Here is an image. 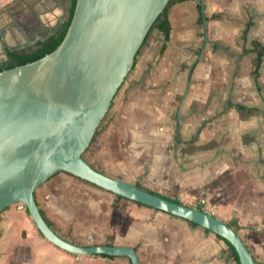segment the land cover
I'll return each mask as SVG.
<instances>
[{"label":"crops","instance_id":"crops-1","mask_svg":"<svg viewBox=\"0 0 264 264\" xmlns=\"http://www.w3.org/2000/svg\"><path fill=\"white\" fill-rule=\"evenodd\" d=\"M245 1L256 8L254 13L240 12ZM70 2L0 0V61L7 60V51L54 34ZM228 16L242 24L230 23ZM169 21L168 40L159 30L149 35L86 161L125 182L110 172H132L137 178L153 163L148 168L161 188L181 202L202 199L210 214L236 223L256 264H264V0H187L170 8ZM227 83L232 95H225ZM216 103L223 105L221 111L213 108ZM168 146L172 150L164 157L162 149ZM35 196L52 229L56 224L65 236L54 231L74 244L130 247L139 264H239L214 233L67 173L52 177ZM0 264L131 261L62 251L15 205L0 215Z\"/></svg>","mask_w":264,"mask_h":264},{"label":"water","instance_id":"water-1","mask_svg":"<svg viewBox=\"0 0 264 264\" xmlns=\"http://www.w3.org/2000/svg\"><path fill=\"white\" fill-rule=\"evenodd\" d=\"M170 1L77 0L68 32L55 51L0 72V215L20 205L39 233L62 251L85 257H126L131 264H139L133 248L80 246L49 226L35 192L55 175L67 173L117 197L200 226L229 243L239 264H256L238 232L216 216L113 178L84 158Z\"/></svg>","mask_w":264,"mask_h":264},{"label":"trees","instance_id":"trees-1","mask_svg":"<svg viewBox=\"0 0 264 264\" xmlns=\"http://www.w3.org/2000/svg\"><path fill=\"white\" fill-rule=\"evenodd\" d=\"M184 1H187V0H171L170 1L168 6L165 8L164 12L158 17V19L154 23L151 31L149 32V34L147 36V39L153 30H159V31L163 32V34L165 35V39L168 40L170 32H171V24L169 21V10L171 7H173L177 3H181ZM76 3H77V0H71L70 7H69V10L67 12V15H66L64 22L61 24V26L56 30V32L53 35L47 37L46 39L39 40L35 44H33L27 48L7 51V60L4 63L0 64V72H2L4 70L13 69L17 66H23L25 64L38 61V60L44 58L46 55L51 54L53 51H55L57 49V47H59V45L63 42V40H64V38L68 32V29L71 25V22H72V19L74 16ZM147 39L145 40L142 48L145 46ZM262 57H263V51L261 50L258 53V64H257L258 67H260V65H261ZM230 106H233V105L231 104ZM96 136H98V131L96 132V134L94 136L93 142L96 139ZM137 186L146 192L160 196V197H162L168 201L183 205V203L176 198L164 196V195H162L156 191L150 190V189H148L144 186H141V185H137ZM196 209H198L200 211H204V206L198 205ZM47 223L49 224L50 227H52V225L48 221H47ZM229 226H231L235 230L237 229L236 223L231 224ZM227 244L229 245L235 259L239 262V258L237 256L236 251L234 250V248L229 243H227Z\"/></svg>","mask_w":264,"mask_h":264},{"label":"rangeland","instance_id":"rangeland-1","mask_svg":"<svg viewBox=\"0 0 264 264\" xmlns=\"http://www.w3.org/2000/svg\"><path fill=\"white\" fill-rule=\"evenodd\" d=\"M229 2H230V0H228ZM234 1V0H233ZM248 1H250V0H248ZM245 4H243V7L240 9V12H245V11H247V12H251V13H254L256 10V8L252 5V4H250V3H248L247 1H245L244 2ZM228 20L230 21V23H234L236 26H238L239 27V25H237V24H242V23H240L241 21L238 19V18H235V17H233V16H228ZM240 21V22H239ZM232 26V25H231ZM154 31V30H153ZM151 34V33H150ZM34 40V39H33ZM34 42V41H33ZM142 49H144V47L142 48ZM141 49V50H142ZM140 50V51H141ZM222 54H224V55H226V56H228V58H231V59H234V55H233V53H230V52H226V53H222ZM137 56H139V55H137ZM243 58V57H242ZM242 58H240V60L243 62L244 61V59H242ZM246 58H249V57H246ZM247 61L249 62V59H247ZM216 72L217 71H215V74H216ZM130 75V74H129ZM230 75H232V72H231V74ZM129 77V76H128ZM127 77V78H128ZM218 73H217V76H215V78H214V80H216V81H218ZM231 79V81L233 80L232 78H230ZM230 79H229V82H230ZM219 80H221L222 81V79L221 78H219ZM231 83H227L226 85H224L223 87V89H224V92H225V95H228V93H231V94H229V95H232L233 94V92H232V86L230 85ZM219 86V88H222V86L221 85H218ZM217 86V87H218ZM216 87V88H217ZM216 88L214 89V92H213V94L214 95H217L218 94V92H217V90H216ZM230 90V91H229ZM197 109H203L201 106H195ZM213 108H218L220 111L223 109V105H221V103H220V105H217V103L213 106ZM107 120H108V116L106 115V117L104 118V120L102 121V123H101V125H100V127H99V129H98V136H96V139L94 140V142L96 141V140H98V137H99V135H100V131L102 132L103 130H102V127H104V125H105V123L107 122ZM227 135V134H226ZM93 142V143H94ZM92 143V144H93ZM90 148H91V146H90ZM88 149L87 150V152L84 154V158L86 159V160H88V161H90L91 160V155H90V152H91V149ZM171 150H172V148L170 147V146H168V147H166V148H164V149H162V151H163V153H164V157H168L169 155H170V152H171ZM166 163H165V165H166V169L168 170V169H171L172 168V164H171V162H170V159H167L166 161H165ZM97 165V164H96ZM98 166V165H97ZM153 166H154V164L153 163H151V164H148V166H147V168H146V171H145V173L143 174V176H141V175H138L137 176V178L136 177H134V174L132 173V172H126V173H122L121 171H112V172H110V174H112V175H116V176H123L124 178H126V180L128 181V182H130L131 184H140L141 186H144V187H146V188H148V189H150V190H153V191H156V192H158V193H160V194H162V195H164V196H167V197H172V198H177L175 195H173V194H171L169 191H168V189H164V188H161L160 186H159V182L157 181V179H156V177H155V175L153 176V172L152 171H150L149 170V168L148 167H152L153 168ZM111 168H113V167H115L114 165H111L110 166ZM104 170V169H103ZM105 171V170H104ZM170 171V170H169ZM106 173H107V171H105ZM109 174V173H108ZM181 200H182V202L184 203V205H187V206H191V207H193V208H197V206L198 205H203L204 206V210H206L207 212H209V213H212V211L210 210V209H208L207 208V206H206V204L203 202V200L202 199H197V200H194V199H187V198H180ZM213 214V213H212ZM54 230H56V231H58V232H60L62 235H64L63 234V229H61V228H59V227H57V225L56 224H54ZM65 236V235H64Z\"/></svg>","mask_w":264,"mask_h":264},{"label":"flooded vegetation","instance_id":"flooded-vegetation-1","mask_svg":"<svg viewBox=\"0 0 264 264\" xmlns=\"http://www.w3.org/2000/svg\"><path fill=\"white\" fill-rule=\"evenodd\" d=\"M27 48V47H26ZM2 64V63H1Z\"/></svg>","mask_w":264,"mask_h":264}]
</instances>
